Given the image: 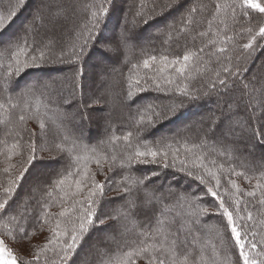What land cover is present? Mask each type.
Masks as SVG:
<instances>
[{"label":"trees","instance_id":"16d2710c","mask_svg":"<svg viewBox=\"0 0 264 264\" xmlns=\"http://www.w3.org/2000/svg\"><path fill=\"white\" fill-rule=\"evenodd\" d=\"M80 1L85 5L86 11V16L81 14L79 16L84 27L82 34L85 32V40L81 45L87 40V47L83 51L85 59H87L88 54L92 55L90 53L96 50V46L98 47L102 43L103 37L109 34L108 29L114 27V32L121 22L122 26H120L124 31L120 36L122 39L120 47L118 40L116 43L118 42V50L124 52V57L122 62L118 61L117 63L113 60L119 68L118 73H113L114 83L115 86H119L123 94L126 91V96L132 101L133 109L126 112V119L122 117L115 120L118 126L106 136L99 135L97 139H92L90 135L86 136L84 144L81 143L78 136H69L67 131L65 132L68 134L66 137V134H63L61 130L65 131L66 127L74 128L76 122L70 116V113L65 112L64 107H62L61 94L63 90H61L60 84L40 82L35 77L39 73L44 74L45 69L40 68H36L34 72L27 76L31 77L28 81L22 80L23 78H20L18 74L9 75V65H12L13 69L15 68L14 62L17 58L15 54L20 47L24 46L25 40L28 43L26 51L30 52L34 42L38 44L36 43L37 38H29L25 32L20 36H10L7 28L0 31V36H2L0 37V104L4 105L3 108H0V183L7 186V181L18 175L24 166V161L28 155L30 132L36 134L34 139L38 146L36 166L30 168L25 178L19 182L20 187L13 197L15 203H12L8 215L0 220V224H3L10 215H16L17 213L23 215L24 219L20 223L27 229L28 235L22 237L21 234L13 233L8 236L0 235V238L19 264H61L59 258L61 255L59 252L60 246H56L57 254L54 255L53 245H49L47 249L44 248V245L51 236L48 229L55 225L56 219H67V217L60 218L58 213L61 206L71 207L72 205L73 198L70 194L74 190L72 188L74 177H67L65 184L60 188H55L54 182L66 175L65 169L74 172L77 167H84V161L81 160L77 163V156H88L100 158L103 166V174L98 173L96 175L97 181L105 183L104 194L99 198L96 210L97 216L104 221V224L97 223V227L89 229L79 247L69 256L65 264H77L78 254L86 244H89L92 248L98 242L101 243V237H98L101 241L95 239L96 235L102 234L101 231L110 230L111 236L113 235V238H115L119 225L124 227V235L118 234L116 244L114 247L110 246L107 250L105 249L104 256L97 255V253L95 255L93 248L81 252L85 258H88V264H108L110 259L120 254L121 250H127L128 247L133 246L141 238L139 236L141 230L148 231L155 224L157 218L158 204L145 196L143 193L145 190L160 195L161 202L166 203L164 206H167V209L169 206L174 205L172 203L177 197V190L173 186L172 188H166L164 192H161V189L158 190L159 193L156 192L152 186L153 184L148 182L146 178L147 175L149 178L152 172H160L169 176H173L175 172L173 177L181 175L179 179L185 181L188 188L191 187L190 190L193 193V195H186V199L183 200V210H186V212H179V215H176L172 212H166L171 209L169 208L162 212V217L160 213L159 217L169 222L175 221L172 224L173 229L183 226L185 231L191 230L188 240L194 243L196 250L203 248L206 257L210 261L215 260L216 264H234L238 253L234 248V241L230 238V231H226L224 228L226 218H222L217 212L218 201H215L214 197L205 194L207 187H214L215 181L201 184L199 180L188 176L187 170L193 171L196 176L204 175L205 180L208 181L209 177L203 168L193 167L197 157H204V163L207 167L212 172L217 173L220 178L219 193L227 200L239 198L242 201V207L247 205L251 209L257 201L256 198L248 197L247 192L255 191L256 197H260L261 189L256 188L255 185L258 180L264 183V158L255 155L244 160V147L239 146L237 136H233L229 128L227 129L229 132L226 130V136H223L221 142L214 136H199L198 132L202 128L197 130L191 127L190 124L188 128L183 130L180 128L176 132L173 131L172 127H169L170 129H167V131L174 133L169 136H162L159 134L161 131L155 134V129L160 128L161 123L163 126L161 129H164L165 126L171 125L175 121L178 123L174 127H179V123L182 124L185 120L191 121L197 115L200 118L194 123H197L196 126L205 127L206 122L202 117H208L209 107L216 108L215 99L210 98L219 94L223 100L222 96L234 92L235 86L237 89L243 87L240 79L250 73L246 61L251 63L253 59L260 58L263 54L261 51L264 50V37H261L258 33L259 28L264 26V14L255 9H248L249 15L241 16L239 8H237V12L233 16L229 6L237 3V0H195L197 3L195 2L191 9L196 8L197 12L191 16L189 14L186 16V19L192 20L193 24L185 27L186 20H184L185 15L183 13V15L180 13L177 16H172L176 9L172 14L163 15L165 11V9H162L164 0H127L131 6L130 10L134 7L138 8L139 18L146 16L144 20H147V23L143 21V25L139 27L137 24L129 23L128 20L123 21L124 17L121 18V12L124 4L117 7V0ZM258 3L264 5V0H258ZM216 4L224 6V10L217 12L215 9ZM101 5L108 9L107 15L99 12ZM8 9H11L10 1H0V13H6ZM93 12L99 13V23L95 27H93L96 24V20L92 17ZM160 16L161 18H159ZM123 22L125 26H123ZM126 26L128 27L126 28ZM98 30L102 32L100 35L95 36ZM89 31H91V39L88 38ZM200 33L205 35L201 36ZM226 35L231 39L227 40L226 43H220L225 41ZM253 36H255L254 41L252 40ZM7 37L10 42L7 39L3 41ZM125 37H128V39L125 40ZM17 40H19V47L17 46ZM81 40L83 39L81 38ZM213 40L217 41L215 46H211ZM249 41H252V48L245 49L243 45L249 43ZM81 45L72 44V47L68 49L69 53L79 52ZM219 47H226L228 49L227 53H217ZM201 48L204 51L198 52ZM67 51L59 47V52L66 53ZM190 52L198 53V58H193L187 62L188 66L184 74H179L176 69L180 67V64L173 65L170 61L179 59L183 62V55ZM94 56L105 57L100 49L99 52L98 49L96 50ZM153 56L156 57L154 63L151 60ZM165 56L168 57L169 61L167 67L161 60ZM47 57L49 55H46ZM21 58L20 55L19 60ZM144 60H149L150 66L153 68L150 66L145 68ZM225 67L230 68L234 76L236 73L239 74L236 77L234 86H232V80H229L230 89L221 88L217 79L218 75L221 79L227 78L224 72ZM79 70L82 71V68L80 67ZM171 77H174L173 83L169 84L167 81ZM213 83L216 84L215 90L218 91L217 93L213 92ZM158 84L162 86L161 89H157ZM72 88L76 90L74 89L75 85ZM142 89L146 92L142 93ZM178 89L186 91L187 94H181ZM219 92L224 94L221 95ZM161 95L171 98L159 97ZM171 99L172 102L169 103ZM166 103L170 104L169 108L166 107ZM233 105V114L222 113V118L229 119L231 117L230 123L234 126L233 129L243 124L246 126L245 117L235 115L236 105L234 102ZM75 112L78 113L79 110ZM154 113H160L161 118L157 119ZM36 114H39L40 119L45 123L43 132H41L39 126L34 124H39V120L35 118L28 119L29 121L26 120V122L19 120L20 115L35 117ZM141 117H144L145 121L149 117L153 121L157 120L149 125L148 123H141ZM248 131L251 132L250 129ZM129 132L132 133V136L126 142L123 137ZM17 133H20V135L18 136ZM62 135L65 139L62 138ZM228 135L231 136V139L226 138ZM254 138L258 141V144L264 145V140L258 137ZM111 140L116 143H112L113 145L108 147L107 142L108 145H111L109 143ZM233 141L237 144L232 143ZM13 144H19V147L13 150ZM193 144L198 147L191 152L187 151V149L192 148ZM57 145L64 151L58 150ZM73 145H75L74 148ZM78 148L79 150H77ZM136 149L140 151L152 149L168 152L166 162L170 166L165 168L163 162H161L163 160L158 158L157 164L151 166L133 162L131 166L121 167V163L126 162L127 155L134 153ZM9 156H11V159H8ZM113 157H115V160L112 159ZM181 161L185 162L186 171L181 170ZM221 165H223L222 168ZM88 167L91 172H96L97 165L94 159L88 162ZM225 167L234 169L237 173H244V176L239 175V181H243L245 176L249 177L250 183L239 187L240 194H237L235 189L228 183L231 178L229 174L228 179L227 173L223 170ZM35 168L42 170L38 172V175L47 174L46 179H40V184L36 185L34 195L28 198V206L22 208L20 200L23 199L24 194L29 189V186H24V184ZM5 169L9 170L8 173L5 172ZM45 170L49 171L45 174ZM62 173L63 175H61ZM51 175H54V178ZM105 177H108L107 182H105ZM155 178L156 176L153 177V179ZM153 179L151 178L149 181ZM140 180H143L142 184L134 183V181ZM126 184L131 186V191L127 193L123 191ZM214 190H216L215 187ZM2 198V195H0V199ZM76 207L78 208L79 205H76ZM197 207H206L208 213H200L198 217H191L190 214ZM114 210L116 212H113ZM44 212L49 213L48 224L41 230L38 225H34L33 218L43 216ZM115 213H117V216L120 215V217L123 216L126 219L119 222L120 219L114 215ZM243 214L246 217V213ZM262 214H264V207H258L254 212L257 221L264 219ZM72 218L75 219V216ZM247 223L252 224L253 222ZM205 228L208 229V233L204 232ZM255 230L260 233L256 237V241L259 242L260 236L264 235V229H261L257 223ZM213 246H215L216 255L213 254ZM38 252L39 261L36 260ZM138 264H144V261L141 260Z\"/></svg>","mask_w":264,"mask_h":264},{"label":"snow or ice","instance_id":"6c2138e0","mask_svg":"<svg viewBox=\"0 0 264 264\" xmlns=\"http://www.w3.org/2000/svg\"><path fill=\"white\" fill-rule=\"evenodd\" d=\"M25 0H18V2L6 13H0V31L5 30L13 18L17 15L19 9L23 7ZM231 8L233 16L239 8L241 16H248V9H255L259 13L264 14V5L258 3L257 0H237V3H234L229 6ZM217 12L223 11L224 6L220 4L215 5ZM100 13L107 15L108 9L104 8L101 5ZM197 12L196 8L189 10V16ZM98 12H93L92 17L96 20L95 27L98 25ZM144 23H147V20H144ZM193 24L192 20L185 21V27ZM26 32L28 29L25 30ZM251 31V29H249ZM201 36L205 35L200 33ZM261 37H264V26L259 28V33ZM89 39H91V31H89ZM128 37H125L127 40ZM231 37H225V41L220 43H226L227 40H230ZM252 40H255V36L252 37ZM217 41H211V46H215ZM17 46L19 47V40H17ZM52 45H45L42 42L40 44H35L31 48L30 52H27L28 43L27 40L24 42V46L19 48V51L15 54V68L13 69L12 65H9V75L19 74L24 68L38 66L37 61L45 62L46 52L44 48L51 49ZM87 47V40L83 45L80 46L79 52L73 51V56L77 59L83 54L84 49ZM245 49L252 48V41L244 44ZM204 49L201 48L198 52H203ZM228 49L226 47H219L217 53H227ZM38 52V55L35 53ZM20 55H25V61L21 63L19 60ZM198 58V53H187L183 55L182 61L179 59H174L170 61L171 64L177 65L180 64V67L176 69L179 74H184L185 69L188 66V63L191 59ZM153 62L156 61V57H151ZM161 60L165 63V67L169 63L168 57H162ZM150 66L149 60H144V67L147 68ZM224 72L227 76L226 79H221L219 75L217 79L219 85L223 89H230L229 80H232V86L235 85L236 77L239 75H233V72L230 68L225 67ZM169 84L173 83L171 79L167 81ZM159 87V85H157ZM213 89H216V84L213 83ZM181 94H187L186 91L178 89ZM98 101L93 100L91 105L86 107L94 106ZM236 105L235 115H243L245 117V125L247 129L251 130V134L254 137H258L261 140H264V87H262L259 93L251 87L249 84L243 85L240 89V96L234 101ZM4 105L0 104V108H3ZM15 107V105H13ZM157 119L161 118L160 113H154ZM37 119L39 120V128L41 132L45 130V123L40 119L39 114H36L35 117L25 115H20L19 120L21 122H26L28 119ZM231 117H229L230 119ZM141 123H148L151 125L154 123L151 117L145 121L144 117H141ZM256 125V126H254ZM30 131V130H29ZM19 136L20 133H17ZM35 133L30 132L29 145H28V155L24 161V166L19 171L18 175L14 178H10L7 181V186L0 183V220H3L4 216L8 215L9 210L12 207V203H15L13 197L17 192V189L20 187V181L25 178L26 173L29 172V169L35 167L37 164L36 152L38 151V146L35 142L34 137ZM132 136V133L129 132L126 136L123 137L124 141H129V138ZM19 147V144H13L12 149L15 150ZM75 145H73V148ZM198 146L193 144L192 148L187 149L191 152L193 149ZM58 150L64 151L57 145ZM42 150V149H40ZM168 152H161L159 150L146 149L140 151L136 149L134 153H130L126 157V162L121 163V167L131 166L133 162L139 164L147 163H157L158 158L165 161L164 167L167 168L170 165L166 162L168 158ZM176 157L174 156V159ZM11 159V156L8 157ZM97 165L96 172H91L88 167V162L93 160ZM115 160V157L112 158ZM84 161V167H77L73 172L69 169H65L66 175L63 178L54 182L55 188H60L65 184L67 177H74L72 183L74 184V190L71 192V197L73 202L71 207L61 206V210L58 213L60 218L67 219H56L55 225L49 227V232L51 233L50 238H48L47 243L44 245V248L47 249L49 245H53L52 251L56 255V246L59 247L60 261L61 264L69 259V256L75 252L76 248L79 247L80 243L83 241L84 235L89 231L90 228L97 227V223L100 225L104 224L103 220H100L97 216L96 206L98 205V200L104 194L105 183L99 182L96 180V175L103 174V166L100 158L88 157V156H77L76 161ZM198 161V162H196ZM196 161L193 163V167L203 168L206 175L209 177V180H205L204 175L196 176L193 171L187 170V175L193 177V179L199 180L201 184L210 183L212 180L215 181V189L213 186H209L206 189V195H210L215 198V201H218L217 212L222 218L225 219L224 228L226 231H230V238L234 241V248L237 251V255L234 261V264H264V235L260 236L259 242L256 241V237L260 235L258 231L255 230V225L258 223L261 229H264V219L257 221L256 215L254 212L258 207H264V183L257 181L255 187L261 189L260 197H256L255 191H248L247 196L251 198H256V204H253L251 209L247 205L242 207L241 199H231L227 200L223 195L218 191L220 188V178L217 173H214L207 167L204 163V157H197ZM213 163H215L213 161ZM182 171H186V165L184 161H181ZM221 168L223 165L220 166ZM111 170V169H109ZM8 169H5V172L8 173ZM155 175V173H153ZM233 175L244 176V173H237L235 170H232ZM63 175V173L61 174ZM247 179V177L245 176ZM108 177H105V182H107ZM134 183L142 184L143 180L134 181ZM228 183L235 189L237 194H240V188L233 180H229ZM71 187V186H70ZM125 193L131 191V186L126 184L123 188ZM50 195V193H49ZM76 205H79L77 208ZM200 213L207 214L208 209L197 207L190 216L198 217ZM243 213H246V217ZM264 215V214H262ZM49 213L44 212L43 216H36L33 218L34 225H38L42 230L45 225L48 224ZM75 216V219L72 217ZM163 213H161V217ZM161 217L156 218V222L152 225L148 231L141 230L138 239L133 246L127 248V250H121L120 254L113 259H110L108 264H138L139 261H144V264H216L215 260H211L206 257L205 250L200 248L199 250L195 249L194 243L188 240V236L191 235V230L185 231L183 226L180 228L173 229L172 224L175 221H166ZM24 219V216L17 213L16 215L8 216V219L0 224V235L8 236L13 233L21 234L22 237L28 235L27 229L20 223ZM195 222V220H193ZM247 222H253L249 224ZM251 237V239H249ZM195 240V237L193 238ZM4 241L0 239V252L3 251ZM213 254L216 255L215 246H213ZM39 252L36 255V260L39 261ZM8 264V262H6ZM11 264H17L16 260H12Z\"/></svg>","mask_w":264,"mask_h":264},{"label":"rangeland","instance_id":"374dc122","mask_svg":"<svg viewBox=\"0 0 264 264\" xmlns=\"http://www.w3.org/2000/svg\"><path fill=\"white\" fill-rule=\"evenodd\" d=\"M9 1L11 8L18 2V0ZM30 1L31 0H25L24 6L19 9L17 15L10 22L9 26L7 27L8 35L20 36L23 32H25L29 38H37L36 43L40 44L42 42L45 45L50 44L52 45V47L51 49L44 48V50L46 51V55H49V57L46 58L45 62L37 61L38 66L24 68L18 74V76L20 78H23L22 80L28 81L31 77L27 76L30 75L31 72H34L36 68H40L45 69L44 74L39 73L38 75H35V77H37L40 82L56 83L58 85L60 84V88L61 90H63V93L61 94L62 107H64L65 112L68 111L70 113V116L73 117L76 122V126H74V128L66 127L65 131L61 130L63 134H66L65 132L67 131V133L71 137L76 135V137L78 136L80 138L81 143L84 144L86 136L88 137L90 135L92 139H97L99 138V135L106 136L110 132H113L116 129L115 127L118 126L115 123V120L122 117L126 119V112L129 109H133L132 101L129 97L126 96V91L124 92L125 94H123L119 86H115L114 83L115 77L113 73L119 72L117 63L118 61L122 62V58L124 57V52H120L118 50L121 45L120 41L122 40L120 36H122V33L124 31L121 27V22L117 25L114 32V27L112 29L109 28V34L103 37V41L98 45V47L96 46V50L98 49V52L99 49L102 50L105 57L94 56L96 53V50H94L90 53L92 55H87V59H85L84 52L79 57V59H77L75 56H73V53H69L68 49L69 47H72V44L81 45L85 40V32H83L82 34L84 27L83 24H81L82 21H80L79 19L80 14L86 16L85 5L80 0H32L33 5L28 7V3ZM195 2V0H164V3L162 4V9H165L163 15L166 16L168 14H172L174 9H176L172 16H177L180 13H183L185 15L184 20H188V18L186 19V16L189 14V10L191 9L192 5L195 4ZM119 5L124 6L122 7L121 12V18L124 17L123 21L128 20L129 23H132L134 25L137 24L139 27L143 25V21L146 16H141L139 18V10H137V7H134L130 10L131 6L129 5V2H127V0H117L116 6L118 7ZM170 7L171 9L168 10V8ZM161 16L159 18H161ZM122 24L123 26H125L124 22ZM127 27L128 26H126V28ZM26 29H28L27 32L25 31ZM101 32V30H98L95 33V36L97 34L100 35ZM80 36H82L81 38L83 40H81ZM8 37L3 41H6V39L8 41ZM117 40L119 42V47L118 42L116 43ZM8 42H10V40ZM59 47L64 51H68L66 53L59 52ZM261 52H263V54L260 58L253 59L251 63H248L246 61V65L248 66L250 73L240 79L242 80V85L249 84L256 90L257 93H259L260 89L264 86V50H262ZM52 53H54V56L52 55ZM37 54L38 53H36V55ZM252 56L251 59L253 58ZM21 57L22 58L20 60L21 63H23L26 57L25 55H21ZM113 60L117 61V63H114ZM80 67L82 68V71L79 70ZM154 72H156V70H154ZM161 73L167 74L165 72ZM173 78L174 77H171V80H173ZM74 85V89L76 90H73L72 88L74 87ZM161 88L162 86L157 87V89ZM145 92L146 90L142 89V93ZM213 92L217 93L218 91L214 90ZM203 94L206 95L208 93ZM223 94L224 93L222 92L221 95ZM239 96L240 89H237L235 86L234 92H231V94L229 95L227 94L226 96H222L223 100L220 98L219 94L218 96L216 95L215 97H211L210 99H215L216 108L214 109V107H209V111L207 112L208 117H202V119H204L206 122L205 127H201L199 125L196 126L197 123L195 124L194 121L199 120L200 118L199 115H197V117H195L191 121L185 120L183 122L184 124L179 123V127H174V125H177V121L173 122V124L171 125L168 124L167 126H165L166 128L164 127V129H161L163 128V126L162 123H159L160 125H158L160 128L155 129V134L161 131L159 134H161L162 136H169L171 134H174L167 131V129H170L169 127H172L174 129L173 131L176 132L180 128L181 130L188 128L190 124V126L194 129L198 130V128H202L198 132L199 136L210 135L214 136L217 140L220 141L222 140L223 136H226V133L230 131L233 136H237L239 146H242V148L244 147V160L250 159L255 155L260 158H264V145L258 144V141L254 138L251 132L248 131L244 124L233 129L232 127L234 126H232V124L230 123V119L226 117L222 118L223 114L225 113H227L228 115L233 114V102L235 101L234 98L237 99ZM159 97L164 98L166 96L161 95ZM93 100L98 101V103L94 106L86 107L88 105H91V102ZM171 102L172 99L169 103ZM169 103H166V107L168 108L170 106ZM76 110H79V112H75ZM156 120L157 119H155L154 122H156ZM34 124L39 126V124L37 123ZM37 126H35V128H37ZM228 128L229 131L227 130ZM230 128L232 129L230 130ZM68 134H66L65 136L67 137ZM62 138L65 139L64 135H62ZM226 138L231 139V136L228 135ZM109 143H111V145H108L107 142V146L111 147L113 145L112 143L116 142H112L111 140L109 141ZM232 143L237 144L235 143V141H233ZM77 150H79V148ZM161 162H163L164 165L165 161ZM155 164L157 163H147L145 165L151 166ZM39 169L35 168L28 176V179L24 184V186H29V189L24 194L23 199L20 200V206L22 208L26 205L28 206V198L34 195L36 185L40 184V179H46L45 176L47 175L46 173L49 170H45L46 172L44 171V173L46 175L43 174V176H41L38 175V172L42 171ZM223 170L227 173L228 179L230 174L231 180L235 181V183L239 187L244 186V184L250 183L249 177L247 179L245 178L243 181H239L240 176L233 175L231 168L225 167L223 168ZM153 173L154 172L149 175V178L147 175L146 178L148 179V182H151L153 184L152 186L156 190V192H158L159 189H161V192H164L166 188H172L173 186L177 190V197L173 200L172 203L174 205L169 206V208L171 209L168 208L169 211L166 212H172L176 215H179V212H186V210H183V200L186 199V195H193V193L190 190L191 187L188 188L186 182L182 179H179L181 175H177L178 177H173L175 176V172L173 173V176L163 175L160 172L155 173V175ZM155 176L156 178L153 179V177ZM52 178H54V175L52 176ZM151 178L153 180L149 181V179ZM74 187L75 186L73 185L72 188L74 189ZM143 193L145 194V196L151 198L150 200L154 201V203L158 204L156 217H159L160 213L168 210L167 206H164V204L166 203L161 202L160 195L154 192L151 193L146 190ZM113 212L116 211L114 210ZM114 215L117 216V213H115ZM117 217H119L120 219L119 222L126 219L123 216L120 217V215H118ZM117 230L118 233L115 234V238H113V235L111 236L110 230H103L101 231L102 234H100L99 236H95L96 241H101L98 239V237H101L102 239L101 243L98 242L95 247H92L95 255L97 253V255L99 254L101 256H104L106 252L105 249L107 250V248L110 246L114 247V245L116 244L115 242H117L118 234L120 233L124 235L125 232L124 227H120V225ZM204 232L208 233V229L205 228ZM2 247L3 251L0 252V264H6V262H8V264H11L12 260H16L15 256L12 254L5 243ZM89 248H91L90 245L86 244L81 252L86 251V249L88 250ZM81 252L78 254L77 264H88V258H85ZM17 264L19 263L17 262Z\"/></svg>","mask_w":264,"mask_h":264},{"label":"bare ground","instance_id":"6f19581e","mask_svg":"<svg viewBox=\"0 0 264 264\" xmlns=\"http://www.w3.org/2000/svg\"><path fill=\"white\" fill-rule=\"evenodd\" d=\"M31 5H33V1L32 0L28 3V7H30Z\"/></svg>","mask_w":264,"mask_h":264}]
</instances>
